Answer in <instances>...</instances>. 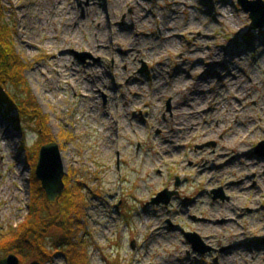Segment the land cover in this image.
Returning a JSON list of instances; mask_svg holds the SVG:
<instances>
[{
  "label": "rangeland",
  "instance_id": "1",
  "mask_svg": "<svg viewBox=\"0 0 264 264\" xmlns=\"http://www.w3.org/2000/svg\"><path fill=\"white\" fill-rule=\"evenodd\" d=\"M2 1L65 177L85 184L90 264H264V172L240 173V162H264V133L243 160L239 150L222 159L233 136L215 120L225 102L244 109L239 122L264 117V27L251 29L237 0H60L56 19L54 0ZM189 81L197 94L212 89L219 107L202 108L185 139L174 117ZM18 118L0 107V236L35 206L29 155L45 141ZM230 156L239 163L226 175ZM165 191L169 204L154 203ZM234 250L235 263L226 258Z\"/></svg>",
  "mask_w": 264,
  "mask_h": 264
},
{
  "label": "trees",
  "instance_id": "2",
  "mask_svg": "<svg viewBox=\"0 0 264 264\" xmlns=\"http://www.w3.org/2000/svg\"><path fill=\"white\" fill-rule=\"evenodd\" d=\"M16 31L8 17V9L0 0V107L8 112H18V121L29 119L39 127L41 144L52 141L49 117L44 115L36 102L26 79L27 65L17 50ZM250 39V37H249ZM42 145V146H43ZM38 152L29 155L32 165L34 205L28 217L16 227L0 236V251L15 254L21 264H49L63 259L65 264H90L84 243L88 227V197L79 179L72 182L73 173L64 178L65 191L56 202L51 203L36 177ZM49 234H54L51 243Z\"/></svg>",
  "mask_w": 264,
  "mask_h": 264
},
{
  "label": "bare ground",
  "instance_id": "3",
  "mask_svg": "<svg viewBox=\"0 0 264 264\" xmlns=\"http://www.w3.org/2000/svg\"><path fill=\"white\" fill-rule=\"evenodd\" d=\"M59 2H60V0H54V13L56 14L54 16V19L57 18L58 14H60L58 9H57V7L60 5ZM64 30L67 33H69L72 31V28L68 26V27L64 28ZM92 48H93V51L99 50V49L95 48L94 44H92ZM211 57H212L211 54H209L207 56V58H211ZM65 66H67V65H65ZM59 72H61V70H59ZM59 77H60V75L58 74V78ZM176 78L178 81H184L179 76L175 77V79ZM189 78L191 80L194 79V77H192L191 75ZM254 82L255 81L253 79H250V82H249L250 86H253ZM245 85L246 84H244L242 87H240V89L245 90V88L247 87ZM91 86L92 85H90V84H85L86 90L90 91ZM195 86H198L197 83L195 84V83H191L189 81V84H184L183 88H181V90H183L181 92L184 94L186 93V94L182 97L183 99H178V106L176 107V113H177L178 118H176V116L174 117L175 125H177L176 127L178 128L177 130L179 131L178 132L179 138L183 137L186 139V138L190 137L191 134L193 133V130H195L199 127L198 121L200 119L199 117L201 116V114L203 112L202 108L204 110H207V112L209 110L210 111L213 110V112H216L217 108L219 107L218 105L214 106L215 97L213 96L212 89H209V91H205L204 89H200L199 90L200 93L197 94L198 92L194 91ZM243 100L244 99H242V102H243ZM243 110L244 109L241 110V106L237 105L236 103H230L227 106L226 102H225L224 109L221 110L219 112V115H217V117L215 118L216 122H218V123L222 122L223 125H225V126L228 125L229 131L232 133V136H233L231 141H229L227 139L223 141L224 143L222 144L223 147H222V152H221L223 154L222 155L220 154V158H222V159L227 158L229 156L228 155L229 151L230 152L234 151L235 153L237 150L244 151V149L249 147V144L251 143V141L254 140L256 133H259V132L264 133V117L262 119H259L258 122H255L252 118H247L248 120H246V121L242 120L241 122H239V117L241 116ZM263 112H264V106H263ZM232 118H235V123H236L235 127H231V123H229V120H231ZM176 121H179L180 123L176 124ZM114 125H117V121L114 122ZM239 130H240V132H239ZM226 133H227V131L225 133H223V135H227ZM240 154L241 155H239V156H241V158L239 160H243L244 158L247 157V153H245V151L240 153ZM236 160L237 159L230 156V158L227 161V164L223 165L225 168L223 171L225 172L226 175L229 173H231V174L234 173V171H229V170L235 168ZM239 160H237L238 163H239ZM240 165L244 166V168L240 172L241 174H247V173L253 171L256 167H258L261 172H264V162L263 161H260V162L244 161V162H240ZM18 172H19V170H18ZM263 174L264 173H262V175ZM4 192L5 191L3 190L2 193H4ZM17 194H18V190H16L15 195H17ZM229 217H231V215L225 214L223 216V218L228 220V222H227L228 226L231 224H236V220H234V219L230 220V219H228ZM235 255L241 256V254H239L236 250H234L233 252L228 253V256H231V257H226V258L228 259V261H232L235 263Z\"/></svg>",
  "mask_w": 264,
  "mask_h": 264
},
{
  "label": "water",
  "instance_id": "4",
  "mask_svg": "<svg viewBox=\"0 0 264 264\" xmlns=\"http://www.w3.org/2000/svg\"><path fill=\"white\" fill-rule=\"evenodd\" d=\"M243 11L249 14L251 29L264 27V1L263 0H237ZM264 148V142L260 143L257 152L260 154ZM65 168L62 160L60 146L57 142H51L41 147L38 163L36 166V177L41 183L48 200L51 203L57 201L65 191ZM173 194L165 191L158 195L154 203L169 204ZM187 240L193 245L194 250L200 254H205L201 240L196 234H188ZM0 264H20V259L15 254H10L0 259Z\"/></svg>",
  "mask_w": 264,
  "mask_h": 264
}]
</instances>
